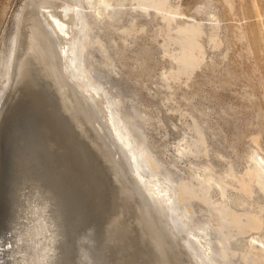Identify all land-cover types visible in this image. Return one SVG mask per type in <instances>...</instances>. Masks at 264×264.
Returning a JSON list of instances; mask_svg holds the SVG:
<instances>
[{
  "label": "bare ground",
  "instance_id": "obj_1",
  "mask_svg": "<svg viewBox=\"0 0 264 264\" xmlns=\"http://www.w3.org/2000/svg\"><path fill=\"white\" fill-rule=\"evenodd\" d=\"M135 1L145 12L149 8L162 12L168 25L178 13L172 9L171 0ZM84 4H88L94 19L103 14L114 18L124 1L28 0L16 16L17 31L0 60V101L15 69L20 73L18 88L7 99L10 106L0 127V165L5 152L8 159L1 181L5 214L0 222V264H131L128 252L124 254L130 258L120 261L124 247L118 245L124 238L119 243L116 236L109 235L113 228H108V233L107 226L99 233L95 231L98 226L94 220L100 214L96 217L93 176L89 183H78L63 169L60 162L64 158L51 146L49 134L54 136V131L47 123L45 108L53 102L61 119L65 114L58 99L45 88L43 77L47 75L58 92L65 98L70 95L86 114L132 195L150 215L152 225L137 229L141 239L146 238L156 251L159 262L153 255L150 264H264V237L251 234L264 227V156L254 151L251 164L239 176L232 164L223 171L208 162L195 165L189 177L164 166L141 131L137 121L140 114L126 113L123 101L110 95L94 76L90 49L96 42L100 44V36ZM176 32L171 39L179 46L173 76H190L200 61L198 37L202 31L194 23L180 24ZM198 125L194 127L197 139L179 145V157L189 153L208 156L206 137ZM72 147L64 155L71 160ZM228 187L247 199L254 198L257 188L262 202L239 209L235 202L240 200V206L248 200L233 197ZM119 234L114 235L119 239ZM247 234L248 245L238 248L234 244L237 237ZM115 247L122 252H116Z\"/></svg>",
  "mask_w": 264,
  "mask_h": 264
},
{
  "label": "rangeland",
  "instance_id": "obj_2",
  "mask_svg": "<svg viewBox=\"0 0 264 264\" xmlns=\"http://www.w3.org/2000/svg\"><path fill=\"white\" fill-rule=\"evenodd\" d=\"M27 1L0 0V60L9 50L17 31L16 16ZM123 1L114 18L103 14L94 19L88 4H84L90 21H93L94 31L100 36V44L96 42L90 49L92 62L95 61L94 76L110 95L123 101L126 113L140 114L137 121L152 153L179 176L189 177L192 167L207 162L219 171L232 164L237 175L245 173L254 151L264 156V0H171L172 9L178 13L169 25L162 12L153 8L145 12L137 7L135 0ZM194 23L202 31L198 37L201 47L197 55L199 64L190 76L174 78L179 46L171 39L176 36L180 24ZM21 55L22 52L19 53ZM43 79L45 88L58 102L61 100V110L65 114L62 120L59 108L53 102L45 108L47 123L54 131V136L49 134L51 146L64 158L60 164L80 184L89 183L90 175L94 178L96 217L101 215L94 220L98 227L94 222L92 224L98 228L95 231L99 233L98 230L107 226V230L114 229L107 232L116 236L114 239L119 243L124 238L125 244L121 242L122 245H118V248H126L121 251L123 255L115 247L121 255L120 261L130 258L125 257L129 253L131 264H150L153 255L156 263L159 262L156 251L153 252L154 247L146 238L141 239L140 229L137 230L139 226L151 224L150 215L132 195L114 158L102 146L86 114L72 97L65 98L63 93H59L48 75ZM19 80L20 73L16 68L0 101V127L10 106L7 99L16 92ZM197 124L206 137L208 156L189 153L179 157V145L183 146L189 139V142L197 139L194 131ZM69 147L74 150L72 160L64 156ZM7 161L5 152L0 165V222L5 214L1 181ZM256 189L254 200L247 199L232 187H228V193L248 200L240 206V200L235 202L239 203L236 207L242 209L249 205L256 207V202H262L261 193ZM195 207L199 209V203L195 202ZM99 223L103 224L102 227ZM116 232L121 233L119 239L114 235ZM256 232L251 234L264 237V227ZM249 235L237 237L234 244L240 249L247 246ZM126 244L131 245L132 253Z\"/></svg>",
  "mask_w": 264,
  "mask_h": 264
},
{
  "label": "clouds",
  "instance_id": "obj_3",
  "mask_svg": "<svg viewBox=\"0 0 264 264\" xmlns=\"http://www.w3.org/2000/svg\"><path fill=\"white\" fill-rule=\"evenodd\" d=\"M89 233H94V229H89Z\"/></svg>",
  "mask_w": 264,
  "mask_h": 264
},
{
  "label": "water",
  "instance_id": "obj_4",
  "mask_svg": "<svg viewBox=\"0 0 264 264\" xmlns=\"http://www.w3.org/2000/svg\"><path fill=\"white\" fill-rule=\"evenodd\" d=\"M44 80V79H43ZM46 82V81H45ZM54 92V91H53ZM59 104H60V108H62V104H61V100L59 101ZM116 187V185H115Z\"/></svg>",
  "mask_w": 264,
  "mask_h": 264
}]
</instances>
